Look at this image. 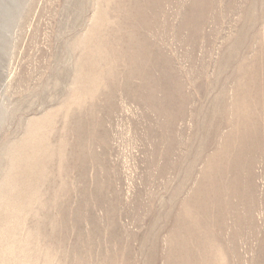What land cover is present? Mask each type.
<instances>
[{"label":"rangeland","instance_id":"374dc122","mask_svg":"<svg viewBox=\"0 0 264 264\" xmlns=\"http://www.w3.org/2000/svg\"><path fill=\"white\" fill-rule=\"evenodd\" d=\"M0 264H264V0H0Z\"/></svg>","mask_w":264,"mask_h":264},{"label":"bare ground","instance_id":"6f19581e","mask_svg":"<svg viewBox=\"0 0 264 264\" xmlns=\"http://www.w3.org/2000/svg\"><path fill=\"white\" fill-rule=\"evenodd\" d=\"M45 144H46V143H45ZM36 146H37V145H36ZM31 175H32V174H31ZM31 177L34 178V176H31ZM32 178H31V179H32ZM37 178H38V177H37ZM37 178L35 177V179H37ZM42 179H43V178H42ZM40 180H41V178H39V181H40ZM37 181H38V180H37ZM39 181H38V182H39ZM30 182H31V181H30ZM32 184H33V183H32ZM35 184H36V182H35ZM25 186H26V185H25ZM33 188H34V187H33ZM36 188H37V187H36ZM31 189H32V188H30V190H31ZM26 190H27V189H26ZM30 192H31V191H30ZM26 194H27V193H26ZM29 194H30V193H29ZM29 194H27V195H29ZM31 195H32V193H31ZM31 195H30V196H31ZM43 210H44V209H43Z\"/></svg>","mask_w":264,"mask_h":264}]
</instances>
